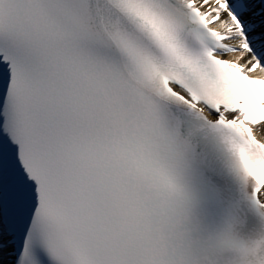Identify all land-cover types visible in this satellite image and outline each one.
<instances>
[{
    "label": "snow or ice",
    "instance_id": "6c2138e0",
    "mask_svg": "<svg viewBox=\"0 0 264 264\" xmlns=\"http://www.w3.org/2000/svg\"><path fill=\"white\" fill-rule=\"evenodd\" d=\"M0 264H264V0H0Z\"/></svg>",
    "mask_w": 264,
    "mask_h": 264
}]
</instances>
